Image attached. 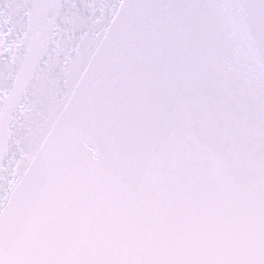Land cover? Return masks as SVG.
I'll list each match as a JSON object with an SVG mask.
<instances>
[{
  "label": "snow or ice",
  "instance_id": "6c2138e0",
  "mask_svg": "<svg viewBox=\"0 0 264 264\" xmlns=\"http://www.w3.org/2000/svg\"><path fill=\"white\" fill-rule=\"evenodd\" d=\"M0 264H264V0H0Z\"/></svg>",
  "mask_w": 264,
  "mask_h": 264
}]
</instances>
